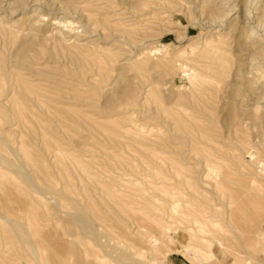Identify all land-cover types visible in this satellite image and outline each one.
Masks as SVG:
<instances>
[{
	"label": "rangeland",
	"instance_id": "obj_1",
	"mask_svg": "<svg viewBox=\"0 0 264 264\" xmlns=\"http://www.w3.org/2000/svg\"><path fill=\"white\" fill-rule=\"evenodd\" d=\"M262 92L264 0H0V264L264 263Z\"/></svg>",
	"mask_w": 264,
	"mask_h": 264
},
{
	"label": "bare ground",
	"instance_id": "obj_2",
	"mask_svg": "<svg viewBox=\"0 0 264 264\" xmlns=\"http://www.w3.org/2000/svg\"><path fill=\"white\" fill-rule=\"evenodd\" d=\"M234 8V7H233ZM258 9V8H257ZM225 15V14H224ZM223 15V16H224ZM133 16V15H132ZM222 16V17H223ZM53 21V20H52ZM221 21V20H220ZM54 22H56V20L54 21ZM218 22V21H217ZM260 22V21H259ZM56 23H58V25H59V22H56ZM61 23V22H60ZM67 25L68 26H73L74 25V22H72V21H67ZM237 28H239V27H237ZM242 28V27H241ZM71 29V28H70ZM211 29V28H210ZM219 31V30H218ZM250 32V31H249ZM248 32V33H249ZM245 33V32H244ZM250 36V35H249ZM248 36V37H249ZM221 37V36H220ZM252 37V36H251ZM219 38V37H218ZM222 38V37H221ZM243 39V38H242ZM249 39V38H248ZM248 39H247V41H248ZM260 44V43H259ZM237 46H240V48H242V50H244V51H246V50H248L249 51V48H250V45L248 46L247 45V42H246V40H244L243 42H241L240 43V45H237ZM238 48V47H237ZM244 51H242L240 54V56H242V53H244ZM155 53V52H154ZM246 53V52H245ZM153 54V53H152ZM246 55V54H245ZM256 56V55H255ZM241 63V62H240ZM262 65V64H261ZM180 66V65H179ZM183 68H186V70H189V69H187V67L186 66H184ZM191 73H193V71L192 72H189V73H187V75L189 76ZM185 75V74H184ZM194 79H195V81L197 80H199L200 79V77H201V74H195V75H193L192 76ZM201 79H203L202 77H201ZM195 83H198V82H195ZM199 85H197L196 87H198ZM200 87V86H199ZM202 87V86H201ZM263 94L261 95V98L260 97H258L259 99L257 100V101H255L256 103L254 104V106H255V108H260V105L258 104V103H260V102H264V92H262ZM256 99V98H255ZM262 107V106H261ZM178 121V120H177ZM184 122V121H183ZM186 126H187V124H186ZM182 129H181V127H180V130H183V129H186L187 130V127H188V129H189V126H187L186 128H185V126H183L182 125ZM192 129V128H191ZM193 131H194V133H195V130H194V128L192 129ZM191 130V131H192ZM170 131V130H169ZM190 131V132H191ZM193 131H192V133H193ZM181 132V131H180ZM189 131H187V134L189 135L190 134V132L188 133ZM174 133V132H173ZM172 133V134H173ZM191 133V134H192ZM189 135V136H192V135ZM205 134V132H203L201 135H204ZM180 135H181V133H180ZM188 135H186L185 137H186V140H187V136ZM206 135V134H205ZM170 136H171V133H170ZM173 136V135H172ZM182 136V135H181ZM179 136H177V138H178ZM199 137V136H198ZM176 138V139H177ZM180 138V137H179ZM182 138V137H181ZM183 138H184V136H183ZM200 138V137H199ZM202 139H203V136L201 137ZM172 139V138H171ZM208 139V138H207ZM1 140H3V139H1ZM184 141H185V138L183 139ZM190 140V139H189ZM212 140H215V139H212ZM224 140V139H223ZM181 141H182V139H181ZM183 141V142H184ZM216 141L218 142L219 140H217L216 139ZM215 141V142H216ZM171 142H172V140H171ZM170 142V143H171ZM182 142V144L184 145V143ZM201 142H202V140H201ZM204 142V141H203ZM202 142V143H203ZM216 142V144L217 145H219L220 146V144H218ZM8 143V142H7ZM175 143V142H174ZM195 143V142H194ZM201 143V144H202ZM210 143V142H209ZM220 143V142H219ZM227 143V142H226ZM200 144V145H201ZM208 144V143H207ZM176 145H177V143H176ZM185 145H186V142H185ZM198 145V143L196 144V146ZM222 145V144H221ZM228 145H229V143H228ZM205 146H209V145H205ZM183 147V146H182ZM201 147V146H200ZM214 147H215V145H214ZM221 147H223V146H221ZM225 147H227V144L226 145H224V148ZM236 147V146H235ZM234 147V148H235ZM241 147V146H240ZM239 147V149H241ZM197 148V147H196ZM199 148V147H198ZM204 147L202 146V149H203ZM228 148H229V146H228ZM185 149V148H184ZM207 149V148H206ZM216 149V148H215ZM221 149V148H220ZM199 150H201V148L199 149ZM242 150V149H241ZM238 151V150H237ZM181 152V151H180ZM213 152H215V151H213ZM242 154V153H241ZM2 157V156H1ZM3 157H4V155H3ZM2 157V158H3ZM5 158V157H4ZM6 159V161H7V163L9 164V165H13L14 167L16 166V162H14V160L12 161L11 159H9V157L7 158H5ZM8 165V166H9ZM13 166H11L12 168H13ZM18 166V165H17ZM16 166V167H17ZM23 168V167H22ZM25 168V167H24ZM13 169H15V168H13ZM19 170V169H18ZM18 170H16V171H18ZM21 171V170H20ZM22 172V171H21ZM17 173H19V172H17ZM20 175V174H19ZM21 176V175H20ZM22 177V176H21ZM24 177V176H23ZM23 177L21 178L22 180H23ZM4 180V179H3ZM33 180H31V179H29V178H26V176L24 177V183L27 185V186H29V188H31L30 186H32V185H34L35 183H33L32 182ZM35 182H36V180H35ZM23 183V184H24ZM37 184V183H36ZM33 187V186H32ZM59 190V189H58ZM232 190V189H231ZM52 191H54L53 190V188H50V189H48L47 190V193L48 192H52ZM60 191V190H59ZM61 192V191H60ZM223 192V191H222ZM49 194V193H48ZM51 194V193H50ZM61 194H64V195H66L64 192H61ZM169 196H171V195H169ZM12 197V196H11ZM10 197V198H11ZM15 197V195H13V197L12 198H14ZM58 197V196H57ZM66 198H68V195L67 196H65ZM69 197H71V196H69ZM52 198V197H51ZM71 198H73V197H71ZM71 198H69L70 200H71V202H72V204H73V207H74V210H77L78 212H80V214H78V212H76L80 217H77V222H80V220H82V221H84V223L86 222L87 223V225L89 226V225H91L92 223H91V221H93V222H95L93 219H92V216L93 215H91L89 212H86L85 211V208H84V206L83 205H81L80 203H79V201H77L76 199H71ZM169 199H170V197H168ZM168 199V200H169ZM244 198L239 194V193H234V191H232V192H230V193H224V195L220 198V200H222V203H223V205H224V207L226 208V210L223 212L222 211V213H216L217 214V216H219V217H221V219H222V217H223V219L225 220V223H227V225L229 226V221L231 220L232 222H233V224H235L236 226H237V220L236 219H238L237 217L236 218H233L234 216H233V214H237V215H239V212H240V210H239V208H241V206H240V203H241V201L243 200ZM56 200V199H55ZM168 200H166L167 202H169ZM172 203V202H171ZM173 203H174V201H173ZM172 203V204H173ZM175 204V203H174ZM174 204H173V206H174ZM90 206V205H89ZM27 206H25V208H26ZM91 207V206H90ZM170 207H172V205L170 206ZM175 207V206H174ZM259 208H252V211H250V212H248V216L247 217H244V218H246L247 219V221L249 222L248 223V226H249V228H251L250 229V232L252 231V232H254L253 230H254V222L256 221V219L258 218V216H259V210H258ZM25 210H27V209H25ZM28 210L30 211V208H28ZM13 214V213H12ZM192 215H195L194 217H196V213L195 214H193V213H191ZM13 215H15V214H13ZM73 215H75V214H73ZM221 215H223V216H221ZM0 216H2V215H0ZM5 217V216H4ZM239 217V216H238ZM242 217H243V215L241 216V219H242ZM7 218V217H6ZM10 218H11V215H10ZM46 218H44L43 217V220H45ZM80 219V220H79ZM6 220V219H5ZM49 220V219H48ZM79 220V221H78ZM11 221H12V219H11ZM14 221V220H13ZM20 221V220H19ZM47 221V220H46ZM50 221L52 222V220L50 219ZM241 221V220H240ZM55 221L53 220V222L52 223H54ZM57 222V221H56ZM56 222H55V224H54V226H50L51 228L52 227H57L58 225L56 224ZM60 222V221H59ZM66 222H67V220H66ZM65 222V223H66ZM235 222V223H234ZM3 224H4V222H2ZM11 223V222H10ZM24 223V222H23ZM48 223V222H47ZM50 223V222H49ZM52 223H50V224H52ZM96 223V222H95ZM15 224V223H14ZM18 224H19V222H18ZM73 224V223H72ZM72 224H71V226H72ZM245 224V223H244ZM13 225V224H12ZM20 225V224H19ZM45 225H46V222H45ZM57 225V226H56ZM61 225V223H59V226ZM78 225V224H77ZM85 224H83V226H84ZM87 225L86 226H84L85 227V229H87L88 230V228H87ZM96 225V224H95ZM240 225V224H239ZM25 226H27V225H25ZM37 226V228L39 227V225L37 224L36 225ZM43 226H44V223H43ZM48 226H49V224H48ZM47 225H46V227H48ZM92 226H94V225H92ZM241 226V225H240ZM246 226V225H245ZM15 227V226H14ZM23 227V226H22ZM61 231L63 232H67L68 231V228H69V226H67L66 224H62L61 226ZM68 227V228H67ZM79 227H80V225H79ZM90 227V226H89ZM238 227V226H237ZM16 228V227H15ZM26 228H29L28 226L26 227ZM25 227H24V229H26ZM37 228H35V230H34V233H35V231L37 230ZM40 228V232H42V227L40 226L39 227ZM39 228H38V230H39ZM50 228V229H51ZM253 228V229H252ZM22 229V228H21ZM95 229V228H94ZM229 229L232 231V229L230 228V226H229ZM229 229H227V232L225 233V236L227 235V233L229 232ZM241 229V228H240ZM244 229V228H243ZM14 230V229H13ZM30 230V229H29ZM38 230H37V233H38ZM55 229H53V230H51V231H54ZM71 230V229H70ZM81 230H84V228H82ZM96 230V232L98 233V231H97V228L95 229ZM242 230V229H241ZM17 231V230H16ZM25 231V230H24ZM50 231V232H51ZM89 231H91V230H89ZM89 231H88V233H89ZM100 231V230H99ZM14 232H15V230H14ZM29 232V231H28ZM47 232V234L49 233V231H46ZM57 231H55V233H56ZM92 232H94V231H91V234H92ZM96 232H95V234H96ZM242 232H243V230H242ZM245 232V231H244ZM251 232V233H252ZM4 234H5V232H3ZM9 233H11L10 231H9ZM16 233V232H15ZM20 233V231L17 233V234H19ZM83 234H85V230L82 232ZM106 233V232H105ZM222 233V232H221ZM262 233V232H261ZM13 234V233H12ZM24 235H25V233H23ZM28 234H32L33 235V233L31 232V233H28ZM27 233H26V236L27 237H29V235H28ZM46 234V236H44V235H42V236H44V238L45 237H47L48 236V238H49V235H47ZM56 234H58V232L56 233ZM62 234V233H61ZM223 234H224V231H223ZM260 234V233H259ZM6 235V234H5ZM4 235V236H5ZM63 235V234H62ZM71 235V234H70ZM102 235V234H101ZM107 235H109L108 233H107ZM10 237H11V235H9ZM17 236V235H16ZM39 236V235H38ZM87 236V235H86ZM91 236V235H90ZM90 236H89V240H90ZM96 236H98L97 234H96ZM13 237H14V235H13ZM60 237H61V235H60ZM77 237V236H76ZM88 237V236H87ZM87 237H86V239H87ZM109 237V236H108ZM6 238V237H5ZM46 239L47 241H49V243H50V239H52V238H50V239ZM56 238H57V236H56ZM63 239L65 238V237H62ZM94 238V237H93ZM92 238V239H93ZM99 238V237H98ZM97 238V239H98ZM100 238H102V236L100 237ZM99 238V239H100ZM7 239V238H6ZM11 239H13V238H10V247H17V246H15V244H14V242H12V240ZM28 239V238H27ZM78 239V238H77ZM14 240V239H13ZM30 240V239H29ZM60 240V239H59ZM66 240H67V237H66ZM66 240H64V243L63 244H65V243H67V242H65ZM80 240V239H79ZM88 240V241H89ZM63 241V240H62ZM71 240H69L68 241V243H67V245L69 244V243H72V244H74V242L73 241H71ZM77 241V240H76ZM86 241V240H85ZM93 241V240H92ZM99 241V240H98ZM53 242V241H52ZM51 242V243H52ZM78 242V241H77ZM75 243L74 244V246H71L70 244H69V246L70 247H74V248H79V247H82V246H84L85 244H87V246L89 245V246H91L89 243H84V242H82L83 244H78V243ZM81 242V241H80ZM95 242H97L96 241V239H94V244H95ZM26 243V242H25ZM46 243V242H45ZM99 243H100V241H99ZM263 243H264V236H262V237H260L259 238V240H258V244H259V248H263ZM28 244L30 245V247L32 248V249H34L35 250V247H37V245H36V243H34V241H30V242H28ZM42 246H44V243L42 242ZM56 246H57V244L56 243H54ZM97 245H98V243H96ZM54 245V246H55ZM66 244L64 245V246H67ZM82 245V246H81ZM97 245H95V246H97ZM101 245V244H100ZM18 246H20V245H18ZM61 246V245H60ZM86 245H85V251H86V253H88L89 251H87V249L89 248V250H92L93 251V249H92V247H91V249H90V247H88L87 249H86V247H87ZM99 246V245H98ZM97 246V247H98ZM9 247V248H10ZM22 247H23V245H22ZM21 247V248H22ZM45 247V246H44ZM44 247H42V248H44ZM51 247H52V245H51ZM59 247V246H58ZM100 247V246H99ZM98 247V248H99ZM8 248V250L9 251H11L10 249ZM11 248V249H12ZM24 248V247H23ZM83 248V247H82ZM45 249V248H44ZM50 249V248H49ZM62 249H63V247H62ZM68 249V248H67ZM71 249V248H70ZM69 249V250H70ZM26 250V249H25ZM34 250H32L31 252H33ZM55 250H57V248H55ZM74 250V249H73ZM75 250H77V249H75ZM102 250H103V248H102ZM59 251V250H58ZM62 251V250H61ZM84 251V250H83ZM53 252V251H52ZM65 252V251H64ZM70 252L71 251H69V254H70ZM74 252V251H73ZM78 252V253H77ZM77 252H74L73 254L74 255H72V256H76V254H79V252H80V250H78ZM94 252V251H93ZM105 252V251H104ZM12 253V252H11ZM17 251H16V255H17ZM66 253V252H65ZM65 253L63 254V253H61V254H63V255H65ZM80 253H82L80 256H79V260L82 258V256H84L85 258H86V262H87V260H88V257H86L84 254H83V252H80ZM13 254V253H12ZM32 254H34V253H32ZM20 255V254H19ZM18 255V256H19ZM35 255H36V251H35ZM43 256H44V254H42ZM60 255V254H59ZM63 255H60V257L59 258H62L63 257V260L65 259V261H63V262H67L66 260H68V263H64V264H70V262L71 261H73V260H70L69 261V257H68V259H66V258H64V256ZM66 255H67V253H66ZM90 255V254H89ZM91 255H95V254H91ZM6 256H7V252H6ZM5 256V257H6ZM31 256V255H30ZM56 256H58V254H56ZM62 256V257H61ZM114 256V255H113ZM37 257H40V256H37ZM66 257V256H65ZM84 257H83V259H84ZM93 257V256H92ZM98 257V256H97ZM97 257H96V259H97ZM111 257V256H110ZM118 257L120 258V259H129V255H127V254H124V253H119L118 254ZM35 258H36V256H35ZM131 258V257H130ZM22 259V258H21ZM38 259V258H37ZM36 259V260H37ZM45 258L43 257V260H44ZM96 259L94 258V260L96 261ZM98 259H100L99 257H98ZM97 259V260H98ZM211 259H214L213 257H211ZM60 260V259H59ZM58 260V261H59ZM91 259H89V261H90ZM5 261V260H4ZM33 261H35V260H33ZM85 261V260H84ZM84 261L83 262H81V260L79 261V263H81V264H83L84 263ZM99 261H104V262H106V260L105 259H100ZM124 261V260H123ZM134 261V260H133ZM140 261V263L142 262L141 260H139ZM38 262H39V260H38ZM63 262H61V264H63ZM74 262V261H73ZM93 262V261H92ZM108 262V261H107ZM124 262H126V261H124ZM132 262V261H131ZM209 262V261H208ZM207 262V263H208ZM8 263L9 264H14V262H12L11 260H9L8 261ZM26 263V262H25ZM55 263V262H54ZM57 263V262H56ZM94 263H98V261L97 262H94ZM139 262H138V260H137V262H133L132 264H140ZM40 264V263H39ZM42 264V263H41ZM49 264H50V262H49ZM72 264V263H71ZM74 264H75V262H74ZM78 264V263H77ZM86 264V263H85ZM110 264V263H109ZM124 264H126V263H124ZM143 264H145V262L143 263ZM261 264H264V263H261Z\"/></svg>",
	"mask_w": 264,
	"mask_h": 264
}]
</instances>
